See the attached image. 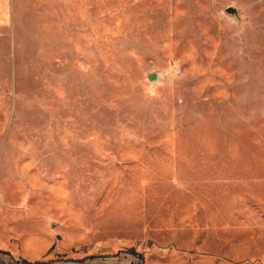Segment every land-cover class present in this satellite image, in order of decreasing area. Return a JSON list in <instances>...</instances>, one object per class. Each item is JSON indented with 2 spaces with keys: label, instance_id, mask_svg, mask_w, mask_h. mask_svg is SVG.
Returning a JSON list of instances; mask_svg holds the SVG:
<instances>
[{
  "label": "rangeland",
  "instance_id": "obj_1",
  "mask_svg": "<svg viewBox=\"0 0 264 264\" xmlns=\"http://www.w3.org/2000/svg\"><path fill=\"white\" fill-rule=\"evenodd\" d=\"M0 254L264 264V0H0Z\"/></svg>",
  "mask_w": 264,
  "mask_h": 264
},
{
  "label": "built area",
  "instance_id": "obj_2",
  "mask_svg": "<svg viewBox=\"0 0 264 264\" xmlns=\"http://www.w3.org/2000/svg\"><path fill=\"white\" fill-rule=\"evenodd\" d=\"M7 254L1 255L0 254V264H20L16 261H13V259L6 257Z\"/></svg>",
  "mask_w": 264,
  "mask_h": 264
},
{
  "label": "water",
  "instance_id": "obj_3",
  "mask_svg": "<svg viewBox=\"0 0 264 264\" xmlns=\"http://www.w3.org/2000/svg\"><path fill=\"white\" fill-rule=\"evenodd\" d=\"M226 10L230 13H233V12H236L237 11V8L233 5H229ZM158 76V73L154 72L151 74V78L152 79H155L156 77Z\"/></svg>",
  "mask_w": 264,
  "mask_h": 264
}]
</instances>
